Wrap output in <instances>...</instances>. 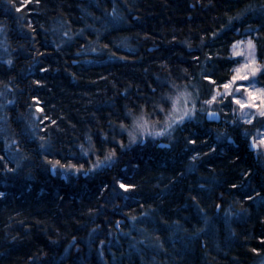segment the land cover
<instances>
[{
	"label": "trees",
	"instance_id": "obj_1",
	"mask_svg": "<svg viewBox=\"0 0 264 264\" xmlns=\"http://www.w3.org/2000/svg\"><path fill=\"white\" fill-rule=\"evenodd\" d=\"M22 3L0 0V264L261 263L264 118L204 101L237 41L264 84V0ZM183 90L195 116L131 145L133 121L161 125Z\"/></svg>",
	"mask_w": 264,
	"mask_h": 264
},
{
	"label": "snow or ice",
	"instance_id": "obj_2",
	"mask_svg": "<svg viewBox=\"0 0 264 264\" xmlns=\"http://www.w3.org/2000/svg\"><path fill=\"white\" fill-rule=\"evenodd\" d=\"M37 2H39V0H37ZM27 3V0H24V3L21 4V7H24V5ZM19 10V8L17 9ZM236 43H243L242 41H237ZM248 46L250 49H254V44L252 42L251 39L248 40ZM236 45L233 44V48H235ZM255 57L252 55V53H249V62L245 63L243 65V67L248 68L249 63L254 62ZM9 64H11V60L8 61ZM258 71L257 67H252L251 68V73L255 74V72ZM236 75L232 76L231 81L228 82H224L222 85L218 86L217 89H214V94L211 95V98L209 100H205L204 103L205 104H211L214 101H216L217 99V95L220 96H228L231 95V92L227 91L228 89L231 88L232 86V82L239 79V80H247L248 79V75L244 74V75H240V69H236ZM205 79H210V77L205 76ZM37 83H40L39 81H37ZM213 84H215V81H212ZM219 87H222L223 89H225V91L223 93L219 92ZM241 87H246L245 85H237L236 86V91H239V89ZM190 94L188 93H182L180 94V96H177L175 98L172 97H168V98H164V102L168 103V101H171V108L169 110V112L166 114V119L164 121V127H162L159 131H155L153 130L150 126L149 123L146 119H144L143 117L139 118L136 121V129L137 131H139L142 134H146L148 136H162L165 133L170 134V130L174 129V126H179L184 124L186 119H192L195 116V100H191L189 101L187 99V97ZM249 99L245 100V99H241L237 96H232V101L235 102L237 105H239V107L241 109H244L245 107H249L251 109H259L258 113H253V112H242L241 113V118L245 120L246 123H251L252 120H254L256 118L257 115H259V117L264 118V89L260 90V104L254 103L253 100L251 99L253 97V93L251 91H249L248 93ZM33 99H37V98H33ZM9 103H11V101H9ZM190 104V106H189ZM37 107H39V105H37ZM160 107V111H164V108L162 106H158ZM42 111V109H40ZM233 111H235V109H233ZM209 116H215V113L209 112L208 113ZM43 119H49L47 116L42 117ZM53 124L55 123V121H51ZM122 128H124L125 126L122 124L121 125ZM129 143H135L137 140V135L134 134L133 132L129 133ZM143 142V141H141ZM191 143H195V141H190ZM259 145H264V135H261L259 138V143H257V139L255 137L252 138V146L254 148L259 147ZM121 146L122 142H121ZM83 147V146H81ZM115 156V151L112 150L105 158V161H111L112 158ZM196 157L193 156V159H195ZM56 163H59V161H56ZM102 163H104V161H101L99 158H97V162L96 164L93 165V169H95L96 167H99ZM64 167H71L73 169H75L77 172L80 171V169L83 167V165H80L79 167H77V165L73 164V165H64ZM120 187L125 189L126 191L134 188V185H129V184H124L121 183ZM233 187H235V185H233ZM4 193H0V196H3ZM251 198V197H249ZM255 251V249L253 250Z\"/></svg>",
	"mask_w": 264,
	"mask_h": 264
},
{
	"label": "rangeland",
	"instance_id": "obj_3",
	"mask_svg": "<svg viewBox=\"0 0 264 264\" xmlns=\"http://www.w3.org/2000/svg\"><path fill=\"white\" fill-rule=\"evenodd\" d=\"M242 42L243 43H236V47L233 48V52H232L233 57H235L236 59L239 60V63L236 66L233 75H236L237 74L236 73V69H240V73L239 74L240 75L247 74L248 75V79L247 80H239V79H237V80L233 81L231 88L227 90V91L231 92V95L223 96V97L220 96V98H221L222 101H225L226 98H228V97H231L232 98V96L234 95V96H237V97H239L241 99L247 100V99H249L248 93H249V91H251L253 93V97L251 98L253 100V102L254 103H257V104H260L261 103V101L259 99V97H260V90L261 89H264V84L259 83V81L257 80V75L261 71V64L259 63V61H258V59H257V57L255 55L254 49H250L249 48V46H248V40H244ZM3 47L4 46H3L2 36L0 35V53H3L4 52ZM250 52L255 57V60H254V62L249 63L248 68H245V67H243V65L245 63L249 62V53ZM252 67H257L258 68V71H256L255 74H252L251 73V68ZM237 85H245L246 87H241L239 89V91H236V86ZM224 91H225V89H222L221 93H223ZM182 93H188V94H190L187 97V99L189 101H191L192 99H194V97H191L192 94L188 90L187 91L186 90L185 91L183 90L181 92H178L177 94H175L174 98L177 97V96H180V94H182ZM189 106H190V104H189ZM234 106H237L239 118L243 122H245V120L241 118V113L242 112H249L250 111V112H253V113H258V111H259V109H251L249 107H245L244 109H241L239 107V105H237L236 103L234 104ZM257 117H259V115H257L256 118ZM138 119H135L133 121V123L131 125V128L129 129V132H128V136H129V133L130 132H133L134 134L137 135L136 142L135 143H131V145L138 144V143H143V142L148 141L149 139H151V140H157V141L161 140L162 138L164 139V135L153 137V136H148L146 134H142L139 131H137V129H136V121ZM149 126L153 130L159 131L162 127H164V122L161 125L160 124H154V125H152L151 123H149ZM175 127L176 126H174V128ZM261 135H264V130L259 135V138H260ZM129 140H130V137H129ZM141 141H143V142H141ZM261 146L264 149V145H261ZM259 264H264V256L262 258V262L259 263Z\"/></svg>",
	"mask_w": 264,
	"mask_h": 264
},
{
	"label": "flooded vegetation",
	"instance_id": "obj_4",
	"mask_svg": "<svg viewBox=\"0 0 264 264\" xmlns=\"http://www.w3.org/2000/svg\"><path fill=\"white\" fill-rule=\"evenodd\" d=\"M135 205H137V203L134 202V203H133V206H135ZM117 228H119V227L117 226ZM143 254H145V253H143Z\"/></svg>",
	"mask_w": 264,
	"mask_h": 264
},
{
	"label": "water",
	"instance_id": "obj_5",
	"mask_svg": "<svg viewBox=\"0 0 264 264\" xmlns=\"http://www.w3.org/2000/svg\"><path fill=\"white\" fill-rule=\"evenodd\" d=\"M121 223H124V222H121Z\"/></svg>",
	"mask_w": 264,
	"mask_h": 264
}]
</instances>
